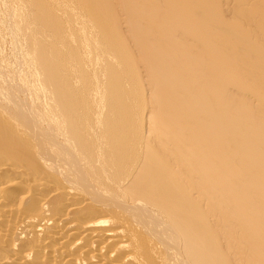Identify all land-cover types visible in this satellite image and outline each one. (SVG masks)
Returning a JSON list of instances; mask_svg holds the SVG:
<instances>
[{
	"label": "bare ground",
	"instance_id": "6f19581e",
	"mask_svg": "<svg viewBox=\"0 0 264 264\" xmlns=\"http://www.w3.org/2000/svg\"><path fill=\"white\" fill-rule=\"evenodd\" d=\"M0 264H264V0H0Z\"/></svg>",
	"mask_w": 264,
	"mask_h": 264
},
{
	"label": "rangeland",
	"instance_id": "374dc122",
	"mask_svg": "<svg viewBox=\"0 0 264 264\" xmlns=\"http://www.w3.org/2000/svg\"><path fill=\"white\" fill-rule=\"evenodd\" d=\"M6 44H4L5 46H3V53L5 54V56L7 55V56H11V46H10V44H9V40H6V42H5ZM7 45V46H6ZM6 51V52H5Z\"/></svg>",
	"mask_w": 264,
	"mask_h": 264
}]
</instances>
